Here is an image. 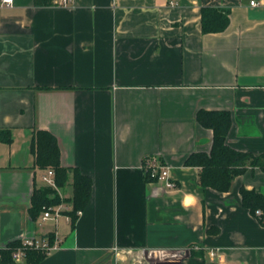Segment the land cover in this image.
<instances>
[{
  "label": "crops",
  "instance_id": "crops-1",
  "mask_svg": "<svg viewBox=\"0 0 264 264\" xmlns=\"http://www.w3.org/2000/svg\"><path fill=\"white\" fill-rule=\"evenodd\" d=\"M53 2L0 0V250L52 234L41 264H264V221L241 194L264 195V170L248 164L220 192L187 164L212 150L203 111L228 112V145L264 155V0ZM207 7L230 12L224 32L203 33ZM38 131L70 170L62 199L76 174L91 182L75 227L71 203L58 222L30 216L51 170L35 165ZM147 158L177 187L152 181Z\"/></svg>",
  "mask_w": 264,
  "mask_h": 264
},
{
  "label": "trees",
  "instance_id": "trees-1",
  "mask_svg": "<svg viewBox=\"0 0 264 264\" xmlns=\"http://www.w3.org/2000/svg\"><path fill=\"white\" fill-rule=\"evenodd\" d=\"M54 0H35L37 6H52ZM230 12L217 8L202 9V30L205 34L224 32L230 24ZM199 122L206 128L212 129L214 138L212 150L209 155H193L187 164L199 165L203 168L201 183L204 187H211L220 192L230 190L233 180L243 174L248 164L260 166L264 170V155L258 158L252 157L249 153L237 151L227 143V137L232 121L228 112H200ZM4 140L10 142L5 133ZM33 149L36 153V167L46 170L51 169L55 173L58 189L68 185L70 170L61 166L60 148L57 139L50 132L38 131L33 138ZM74 194L71 199H62L59 192L51 187L35 189L30 216L36 221L46 210L59 206L63 202L71 203L72 210L66 212L71 218V225L75 227L77 212L83 210L89 203L91 195V182L89 179L76 174L73 183ZM243 206L250 211L261 210L260 216L264 221V195L255 191L242 190ZM53 244L55 235H47ZM22 246L21 240L9 243L0 250V264H41L48 256L42 250L35 247L25 248V260L23 263H16L13 258L15 250Z\"/></svg>",
  "mask_w": 264,
  "mask_h": 264
},
{
  "label": "built area",
  "instance_id": "built-area-1",
  "mask_svg": "<svg viewBox=\"0 0 264 264\" xmlns=\"http://www.w3.org/2000/svg\"><path fill=\"white\" fill-rule=\"evenodd\" d=\"M14 0H11L9 3L8 0H2V5L3 6H8L11 7L13 5ZM73 3V0H60V4L63 6H69ZM252 6H257L258 3L255 1L251 2ZM144 169L147 172L148 177L165 187L166 189H174L176 188V183L173 179L172 176V167L160 162L156 158H147L144 162ZM43 182L45 183L46 186L51 187L55 190H58V186L56 183L55 179V173L53 170H49L46 175L43 176ZM64 211V208L62 206H56L53 208H50L46 210L43 213L42 219L44 221L47 220H52L54 222H58L60 219V216L62 215V212ZM79 215L82 214L81 211L78 212ZM263 212L261 210L256 211L257 216H261ZM22 241V246L18 248L17 250L14 251L13 253V258L16 263H23L25 260V248L28 247H35L36 249L42 250L48 255H50L52 252L56 251L59 249V239L55 237V240L53 244L50 243L49 239H41V240H36L33 238H25ZM115 250L119 253V249L115 248ZM219 251V250H217ZM211 255L214 257L216 256L215 252H212Z\"/></svg>",
  "mask_w": 264,
  "mask_h": 264
},
{
  "label": "clouds",
  "instance_id": "clouds-1",
  "mask_svg": "<svg viewBox=\"0 0 264 264\" xmlns=\"http://www.w3.org/2000/svg\"><path fill=\"white\" fill-rule=\"evenodd\" d=\"M8 2L10 3V2H11V0H8Z\"/></svg>",
  "mask_w": 264,
  "mask_h": 264
},
{
  "label": "rangeland",
  "instance_id": "rangeland-1",
  "mask_svg": "<svg viewBox=\"0 0 264 264\" xmlns=\"http://www.w3.org/2000/svg\"><path fill=\"white\" fill-rule=\"evenodd\" d=\"M60 191V190H59Z\"/></svg>",
  "mask_w": 264,
  "mask_h": 264
}]
</instances>
